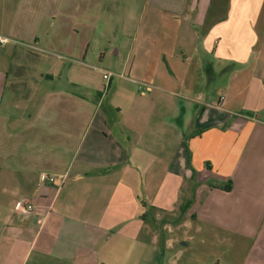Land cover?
Wrapping results in <instances>:
<instances>
[{"label":"crops","instance_id":"crops-1","mask_svg":"<svg viewBox=\"0 0 264 264\" xmlns=\"http://www.w3.org/2000/svg\"><path fill=\"white\" fill-rule=\"evenodd\" d=\"M104 1L0 0V264H160L169 213L264 264V0Z\"/></svg>","mask_w":264,"mask_h":264},{"label":"rangeland","instance_id":"rangeland-1","mask_svg":"<svg viewBox=\"0 0 264 264\" xmlns=\"http://www.w3.org/2000/svg\"><path fill=\"white\" fill-rule=\"evenodd\" d=\"M143 3L144 0H132L131 6L139 14ZM104 5L105 10H111L114 7L111 0H105ZM101 13L103 16L97 21L99 29L92 35L103 42L107 37H116L117 32L109 30L110 26L112 28L116 26L115 21L108 23L107 15ZM39 34L43 40V33ZM92 47L93 42L90 50ZM107 48L110 49L111 47L108 46ZM35 53L43 55L42 53ZM90 59L87 62L91 64L96 60V58L92 61ZM111 64V62L106 61L101 65L97 64V66L109 72ZM41 68L43 69V66ZM36 72L35 70L32 74L34 75ZM173 217L170 213L166 214L165 219L170 220L168 223H160V221L158 223L151 216L147 221V229L160 236V250L162 252L160 264H254L251 240L245 239L241 243L234 244L232 238H227L223 242L218 240L215 235L204 230L201 231L197 223H193V226L192 224L183 226L184 222L182 224L181 222H171ZM166 240H170V246H168V242L165 243ZM183 242H188V245H183ZM134 243L135 241L114 236L111 240L97 247V257L105 259L107 264H127ZM110 257H114L115 261L111 260ZM146 264H157V260L153 256H149L146 258Z\"/></svg>","mask_w":264,"mask_h":264},{"label":"built area","instance_id":"built-area-1","mask_svg":"<svg viewBox=\"0 0 264 264\" xmlns=\"http://www.w3.org/2000/svg\"><path fill=\"white\" fill-rule=\"evenodd\" d=\"M8 39L7 38H0V43H7ZM111 76H113V73L111 72H107L104 71V77L106 79H109ZM218 108H221V104L218 105ZM56 182V177L53 175H49V174H41L40 176V181H39V187L40 188H44L46 186H50V185H54ZM35 207L33 206V204H25V203H19L16 207H15V211L21 215H30L34 212Z\"/></svg>","mask_w":264,"mask_h":264},{"label":"trees","instance_id":"trees-1","mask_svg":"<svg viewBox=\"0 0 264 264\" xmlns=\"http://www.w3.org/2000/svg\"><path fill=\"white\" fill-rule=\"evenodd\" d=\"M220 188H221V187H220ZM222 189L229 191V190H231V186H230V185H227V186H225V187H222Z\"/></svg>","mask_w":264,"mask_h":264}]
</instances>
